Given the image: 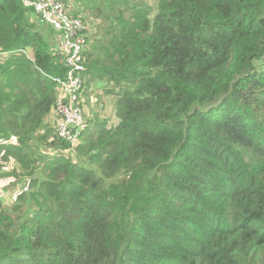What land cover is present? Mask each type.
Segmentation results:
<instances>
[{
	"label": "trees",
	"instance_id": "1",
	"mask_svg": "<svg viewBox=\"0 0 264 264\" xmlns=\"http://www.w3.org/2000/svg\"><path fill=\"white\" fill-rule=\"evenodd\" d=\"M62 1L89 23L75 143L59 32L0 0V264H264V0Z\"/></svg>",
	"mask_w": 264,
	"mask_h": 264
},
{
	"label": "built area",
	"instance_id": "2",
	"mask_svg": "<svg viewBox=\"0 0 264 264\" xmlns=\"http://www.w3.org/2000/svg\"><path fill=\"white\" fill-rule=\"evenodd\" d=\"M24 5L33 6L34 11L59 32L60 50L65 53L68 65L64 77L49 76L57 84V99L53 104L58 135L61 139L75 143L81 134L87 115L83 107L86 89L81 86L84 70V50L87 44V19L68 15L62 0H22ZM74 124L70 127L69 124Z\"/></svg>",
	"mask_w": 264,
	"mask_h": 264
},
{
	"label": "rangeland",
	"instance_id": "3",
	"mask_svg": "<svg viewBox=\"0 0 264 264\" xmlns=\"http://www.w3.org/2000/svg\"><path fill=\"white\" fill-rule=\"evenodd\" d=\"M66 1H67L68 5H69V9H70V4H72V0H66ZM146 1L148 3H150V4H152L155 7H156L157 2H158V0H146ZM79 16L81 18V14ZM37 17L39 18L38 15H37ZM39 20H40V22H45L44 20H42L40 18H39ZM45 24H47V23L45 22ZM91 24H92V20H91ZM97 24H98V21L94 25H97ZM85 25L89 26V23L85 22ZM93 28H94V26L91 27L92 30H93ZM95 32H96V28L93 30V33H95ZM82 84H84V83L81 82V86H82ZM91 94H94L95 96L97 95V93H95V92L91 93ZM92 101H94L93 98H92ZM104 101L107 104H109V102H107L106 98H104ZM84 109L86 110L87 114L90 115V112H88V110L85 107H84ZM51 118H52V116H51ZM6 151H7L6 150V146L2 145L0 147V194L3 197L2 199H3L4 203H5V205L9 206L12 203L14 194H15L16 189H17L16 188L17 187V183H15L17 165H16V163L14 162V160L11 157H8L6 155L7 154ZM28 181H29L28 179L22 181V182L25 183L24 184V189L28 188V185H29Z\"/></svg>",
	"mask_w": 264,
	"mask_h": 264
},
{
	"label": "water",
	"instance_id": "4",
	"mask_svg": "<svg viewBox=\"0 0 264 264\" xmlns=\"http://www.w3.org/2000/svg\"><path fill=\"white\" fill-rule=\"evenodd\" d=\"M69 126H70V127H74V124L70 123Z\"/></svg>",
	"mask_w": 264,
	"mask_h": 264
}]
</instances>
